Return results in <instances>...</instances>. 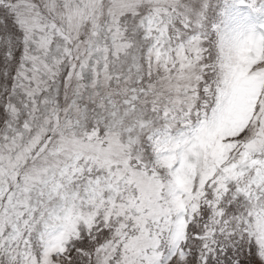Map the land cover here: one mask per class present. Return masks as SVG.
<instances>
[{
    "label": "snow or ice",
    "instance_id": "snow-or-ice-1",
    "mask_svg": "<svg viewBox=\"0 0 264 264\" xmlns=\"http://www.w3.org/2000/svg\"><path fill=\"white\" fill-rule=\"evenodd\" d=\"M0 264H264V0H0Z\"/></svg>",
    "mask_w": 264,
    "mask_h": 264
}]
</instances>
